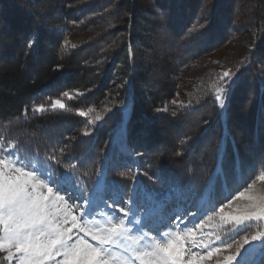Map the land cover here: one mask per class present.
Here are the masks:
<instances>
[{
    "label": "trees",
    "instance_id": "trees-1",
    "mask_svg": "<svg viewBox=\"0 0 264 264\" xmlns=\"http://www.w3.org/2000/svg\"><path fill=\"white\" fill-rule=\"evenodd\" d=\"M229 46L221 108L186 75ZM0 139L85 189L223 203L264 174V0H0Z\"/></svg>",
    "mask_w": 264,
    "mask_h": 264
},
{
    "label": "snow or ice",
    "instance_id": "snow-or-ice-1",
    "mask_svg": "<svg viewBox=\"0 0 264 264\" xmlns=\"http://www.w3.org/2000/svg\"><path fill=\"white\" fill-rule=\"evenodd\" d=\"M232 76L231 71L226 70L220 77L224 87L217 88L215 100L221 108L225 107L226 89L231 86ZM52 107L63 109L65 105L57 99ZM35 110L45 109L40 105ZM80 115L86 113L81 112ZM101 119L100 115L95 116V120ZM17 153L18 146L15 142L0 139V252L7 253L2 259L7 264H12L13 260L16 264H113L111 248L129 235L124 219L121 218L119 223H113L109 219L108 226L99 222L78 225V218L72 214L71 206L59 194L67 192L70 181L63 176L60 180L52 179L47 167L42 169ZM259 179L264 180V174ZM50 184L56 186L55 193ZM248 188H251V184ZM240 198L247 199L249 203L236 215L221 216L223 223L234 222L238 229L247 230L252 227L253 222L264 221V195L246 196L245 192H239L236 199ZM119 211L128 215L124 208ZM220 211L223 212V208ZM69 223L71 227H65ZM145 226L147 225H142L139 231L142 233L141 239L147 242V250L140 253L146 264H198L195 254L185 260L186 250L179 234L157 231L155 236L149 237L148 233L143 232ZM77 227L84 236L73 242L71 232ZM89 235L96 244L85 239ZM250 239L264 241V231H257ZM216 240L220 241L221 237L217 235ZM192 243L199 246L194 240ZM234 243V254L225 259L241 264V249H245V245L250 243L249 236H243L242 242L228 243L226 247L232 249ZM204 247L207 248L208 245L204 244ZM214 251L219 252L220 249L216 248ZM212 256L213 251H208L207 256L201 259H211ZM57 257L61 259H56Z\"/></svg>",
    "mask_w": 264,
    "mask_h": 264
},
{
    "label": "rangeland",
    "instance_id": "rangeland-1",
    "mask_svg": "<svg viewBox=\"0 0 264 264\" xmlns=\"http://www.w3.org/2000/svg\"><path fill=\"white\" fill-rule=\"evenodd\" d=\"M232 51L239 50L234 46H229L202 59L198 62L196 69L186 76L190 79H208V77H212L215 83L221 82L220 77L222 73L228 70L224 66L222 59ZM28 160H31L42 169L47 167L48 174L52 175V179L54 180H60L62 176L67 178L66 174L61 176L53 175L49 171L50 168L48 166H43L44 164L38 163V159L28 158ZM60 174L63 173H58V175ZM69 181L71 184L73 183L72 180L69 179ZM50 186L53 187L55 193L56 186L53 184H50ZM67 192L62 191L59 194L64 196L67 203L71 206L72 214L77 216L78 225L80 226H84L85 222H89V224L99 222L101 225L108 226L107 221L109 219L113 223H119L121 218L128 222V224L125 222V227L129 230L128 237L122 239L120 243L111 248L113 264H146L145 260L141 258L140 253L147 250V242L141 239L142 233L135 232L133 225H147L143 227V232L148 233V236L152 237L155 236L153 229L159 223V219H162L166 223L162 227V232L171 231L179 234L182 238L186 250V261L191 258L192 254H195L198 259V264H235V262L227 261L225 258L228 255L234 254L236 244H233L232 249H228L226 245L234 241L242 242V238L245 235L249 236L250 243L245 245L246 250L241 249L243 253V256L239 258L241 264H257V258L261 255V258H264V241H251L250 239L251 235L257 231H264V221L253 222L251 228L243 230L238 229L234 222L223 223L220 219L221 216L227 217L228 214H238L239 210L243 209L249 203L245 198L236 199L239 193L234 195V197L221 207H213L208 202L197 201L196 207L191 208L186 207L184 203H172V201L165 207L160 203H153V200L142 196V194L135 196L133 193H127L124 190L115 192L114 189L105 187L102 179L98 180L96 186L89 194L83 192V194H72L71 190H67ZM240 192H245L246 196L249 194L264 195V180L258 179L251 184V188L246 187ZM79 195L81 202L77 199ZM69 197L71 198L69 199ZM93 207L99 208L98 212H94L92 215L95 219L90 218L86 214ZM120 208H124L128 212V215L125 216L123 212H120ZM221 208H223V212L220 211ZM113 209L116 211L113 212ZM156 215L159 216L155 217ZM151 217L152 219H150ZM209 217H212V219L210 220ZM160 224L162 226V223ZM65 227H71V223ZM71 235L74 242L78 237L84 236V233H81L79 227H77L73 228ZM217 235L221 237L220 241L216 240ZM85 239L89 243L96 244L95 241L91 240L90 235L86 236ZM193 240L199 246H194L192 243ZM204 244H207L208 247L205 248ZM216 248H219L220 251L215 252L214 249ZM208 251H213L212 258L201 259V257L207 256ZM6 255V252H0V264H7V261L2 259ZM56 259H61V257H57ZM12 264H16L15 260H13Z\"/></svg>",
    "mask_w": 264,
    "mask_h": 264
}]
</instances>
